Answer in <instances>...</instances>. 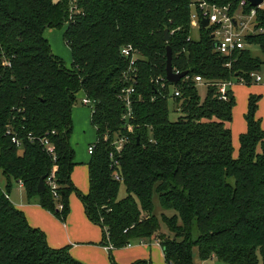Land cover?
<instances>
[{"label": "trees", "instance_id": "16d2710c", "mask_svg": "<svg viewBox=\"0 0 264 264\" xmlns=\"http://www.w3.org/2000/svg\"><path fill=\"white\" fill-rule=\"evenodd\" d=\"M208 1L236 5L239 0ZM190 2L0 0V172L6 180L5 190L0 188V264H82L66 247L51 248L44 232L30 226L9 200L12 184L19 181L27 201L38 197L60 220L68 213L69 194L76 192L88 218L103 229L102 243L112 246L111 264H117L112 249L151 240L158 241L167 264H193L194 247L203 261L264 264V129L255 118L259 97L249 96L247 131L234 156L226 123L235 99L231 87L226 99L220 98L217 86L241 78L252 83L250 73L264 66V31L246 39L260 55L248 47L223 56L213 46L210 27L199 24V37L193 38ZM256 21L264 30V7L257 9ZM61 26L71 52L69 68L43 36L46 27ZM127 45L138 55L135 72L121 54ZM166 46L173 71H187L175 83L165 76ZM195 76L207 88L203 98ZM127 86L134 89L130 130L120 98ZM173 87L179 96H172ZM80 91L94 100L96 140L87 194L70 178L75 165L71 111ZM170 98L175 120L169 119ZM45 137L55 159L40 142ZM120 138L123 144L116 150L113 142ZM53 166L57 197L45 184L43 192L37 191L39 179L45 180Z\"/></svg>", "mask_w": 264, "mask_h": 264}, {"label": "crops", "instance_id": "0c3cea01", "mask_svg": "<svg viewBox=\"0 0 264 264\" xmlns=\"http://www.w3.org/2000/svg\"><path fill=\"white\" fill-rule=\"evenodd\" d=\"M230 89L235 104L232 107V119L226 125L231 130L233 155L237 156L240 146L239 137L247 131L245 114L250 95L259 97L255 118L260 121V126L264 129V83L245 84L238 82L233 84ZM89 111L91 121V110L89 109ZM95 140L96 131L94 128L86 140L87 155L84 158L75 156L74 146L70 142L74 149L75 162L70 178L75 188L83 194H87L89 191L88 162L91 156L88 153V146L92 145ZM0 188L5 190V185H0ZM8 197L15 207L23 212L30 226L44 232L47 243L51 248L66 247L69 254L82 264H111L109 250L102 243L104 239L103 229L88 218L83 203L76 192L73 191L68 196L69 210L64 220H60L51 211L42 207L38 197L27 201L23 187L18 183L16 188H11ZM111 252L117 264H135L138 261H141L139 264H167L163 251L156 240L115 248ZM193 264L219 263L214 259L201 260L197 247H194Z\"/></svg>", "mask_w": 264, "mask_h": 264}, {"label": "built area", "instance_id": "2783aa9c", "mask_svg": "<svg viewBox=\"0 0 264 264\" xmlns=\"http://www.w3.org/2000/svg\"><path fill=\"white\" fill-rule=\"evenodd\" d=\"M249 6V9L247 7ZM264 7L263 3L258 6H252L247 0H239L236 5L232 3L225 4H217L210 2L208 0H191L190 2V25L192 22H197L198 25L201 24L202 19L206 18L208 21L207 27H210L212 30V34L214 35L213 40L216 43L215 50L223 55V56H232L234 52L250 47L247 42V36L253 35L258 32H263L264 30L259 27L257 28L256 21V11L258 8ZM193 8V10H192ZM73 9V8H72ZM192 26V25H191ZM121 54L124 57L129 58V69L130 71L135 72V68L133 69V63L135 59L138 57L134 48L130 45L124 46L121 48ZM231 63L228 61L225 63L226 67H230ZM179 72V71H174ZM128 71H125L124 76L127 78ZM250 76L252 77V81L258 83L264 80V75H260L257 72H251ZM132 78V77H131ZM195 81L199 85H205L204 81L200 76H195ZM241 83H243V79H239ZM234 84L232 81H227L223 83H217L218 92L220 94V98L226 99V90L227 87H231ZM134 93V89L132 86H127L121 90L120 98L124 102L125 105V114L123 115L124 119H126V128L130 130L132 125L129 120L132 116L131 112V95ZM179 90L176 87L172 89V96H179ZM82 104L89 106L91 113L94 110V100H91L87 96L84 95L82 98ZM8 132V131H7ZM53 133V132H52ZM31 139V136L29 135ZM11 141L16 145H19V141L16 140L15 137H11ZM40 142L44 146L46 152L55 159L54 147L50 143L47 137L40 139ZM115 149L120 150L123 144V139H118L113 142ZM95 149V145L88 146V153L92 154ZM55 170L56 166H53L52 171L44 180V184L48 185L54 197H57V188L58 184L55 179ZM19 185L22 186V182H18ZM60 209L61 204L57 205ZM105 247L109 250L112 248L111 244L105 245Z\"/></svg>", "mask_w": 264, "mask_h": 264}, {"label": "rangeland", "instance_id": "374dc122", "mask_svg": "<svg viewBox=\"0 0 264 264\" xmlns=\"http://www.w3.org/2000/svg\"><path fill=\"white\" fill-rule=\"evenodd\" d=\"M57 1V0H54ZM193 10V8H192ZM191 33L193 38L197 39L199 37L200 29L199 25L197 22H192L191 24ZM64 26L61 27H46L43 31V36L46 38L48 41L52 53L59 57L64 65L66 67H71V52L69 46L65 43L64 37ZM251 50H253V53L256 55H260L259 50L256 46H250ZM260 75H264V66L262 69L257 72ZM238 82H235L234 84H237ZM252 83L256 84L255 82L252 81ZM251 83V84H252ZM263 84L264 80L258 82ZM198 94L201 98H203L206 93H207V88L205 85H198L197 86ZM82 97H84V94L82 92H79L76 95V100L73 105V111H71V118H72V131L69 135V140L74 146L75 152H76V157L84 158L87 155L86 152V140L89 138L91 133L93 132L94 126L91 124L90 121V111H89V106L83 105L82 104ZM169 105V119L170 120H175L178 117V113L174 108L173 105V99L170 98L168 101ZM88 109H87V108ZM84 110H83V109ZM75 109V110H74ZM76 117V120H75ZM6 180L5 177L2 175L0 172V185H5ZM17 183L12 184V188H16ZM126 194L125 188L123 185L120 186L119 188V197H123ZM153 204H154V211L158 214L160 210L158 198L156 195L153 196ZM220 264V263H219ZM222 264V263H221Z\"/></svg>", "mask_w": 264, "mask_h": 264}, {"label": "water", "instance_id": "95a60500", "mask_svg": "<svg viewBox=\"0 0 264 264\" xmlns=\"http://www.w3.org/2000/svg\"><path fill=\"white\" fill-rule=\"evenodd\" d=\"M250 5L252 6H258L263 3V0H247ZM208 21L206 18L202 19L201 21V26L202 27H207ZM211 37L213 38L214 35L211 34ZM164 39H168V32L165 30L164 32ZM216 43L213 42V46L215 47ZM187 74V71H182V72H174L172 69V64H171V49L169 46H166V65H165V76L167 81L171 83L178 82L183 76ZM45 190V185H44V177H41L39 179V182L37 184V191L38 192H43Z\"/></svg>", "mask_w": 264, "mask_h": 264}]
</instances>
